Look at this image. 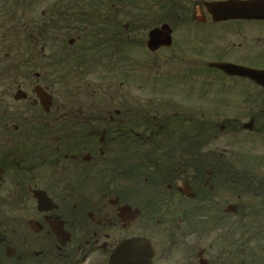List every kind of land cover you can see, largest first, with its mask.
<instances>
[{
	"label": "flooded vegetation",
	"instance_id": "1",
	"mask_svg": "<svg viewBox=\"0 0 264 264\" xmlns=\"http://www.w3.org/2000/svg\"><path fill=\"white\" fill-rule=\"evenodd\" d=\"M258 133L264 0H0V264H258L263 161L221 148Z\"/></svg>",
	"mask_w": 264,
	"mask_h": 264
},
{
	"label": "rangeland",
	"instance_id": "2",
	"mask_svg": "<svg viewBox=\"0 0 264 264\" xmlns=\"http://www.w3.org/2000/svg\"><path fill=\"white\" fill-rule=\"evenodd\" d=\"M139 52L134 51L131 54H138ZM146 54V53H145ZM150 77L152 74L149 75ZM55 80L56 86H58V79ZM84 82L82 84H91V85H109V84H116L120 85L122 80L121 77H88L83 79ZM238 141H235V140ZM225 149H238V150H251L254 154V159L260 158L263 162L256 166L254 170V177L256 181H264V133H258V135L250 136L246 138L244 136H237L232 138H225L222 147ZM257 160V159H256ZM260 162V161H259ZM255 191V192H254ZM242 204L244 206L247 205L248 209H252L253 213L250 219L242 220L240 223V227L238 228L241 230V239H242V246L248 248L250 251L254 249V247H258V252L261 253V258L257 260V262L262 263L264 261V239L259 238L258 236L251 237L252 231H257L258 227L261 226V231L264 229V195L257 190L247 189L242 190ZM232 200H227L226 204H232ZM255 206V207H254ZM231 225L224 226L223 229L228 230ZM222 229V230H223ZM218 233V232H216ZM259 234V233H257ZM261 237V236H260ZM264 238V237H262ZM261 259V260H260ZM260 260V261H259Z\"/></svg>",
	"mask_w": 264,
	"mask_h": 264
},
{
	"label": "water",
	"instance_id": "3",
	"mask_svg": "<svg viewBox=\"0 0 264 264\" xmlns=\"http://www.w3.org/2000/svg\"><path fill=\"white\" fill-rule=\"evenodd\" d=\"M169 31L162 30L157 31L153 30L149 34L148 48L150 50H155L157 44L166 43L169 41ZM37 90V94L40 98L42 105L47 107L51 102V97L49 100L45 101L42 98L41 92ZM152 252L150 250V244L145 240H132L121 245L116 253L115 262L120 264H150ZM124 257L123 260L120 258Z\"/></svg>",
	"mask_w": 264,
	"mask_h": 264
},
{
	"label": "trees",
	"instance_id": "4",
	"mask_svg": "<svg viewBox=\"0 0 264 264\" xmlns=\"http://www.w3.org/2000/svg\"><path fill=\"white\" fill-rule=\"evenodd\" d=\"M257 191H260L264 195V187L257 189ZM257 233H259V234H257L258 239L259 238L264 239V238H262V237H264V229H263V231H261V226L258 227ZM242 249H243L242 250V262L250 263L251 262V258H250L251 251L246 247H243ZM258 264H264V261L262 263L258 262Z\"/></svg>",
	"mask_w": 264,
	"mask_h": 264
}]
</instances>
